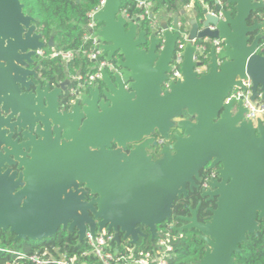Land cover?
Masks as SVG:
<instances>
[{
  "label": "water",
  "instance_id": "95a60500",
  "mask_svg": "<svg viewBox=\"0 0 264 264\" xmlns=\"http://www.w3.org/2000/svg\"><path fill=\"white\" fill-rule=\"evenodd\" d=\"M201 6V15L191 20L182 11V21L167 18L142 30L122 17L121 0H105L94 16L95 36L108 62L115 53L120 58L112 72L102 71V88H89L70 111H59L68 81L28 92L34 84L26 79L35 78L36 70L23 68L38 59L36 52L52 48L53 40L44 41L19 0H0V231L15 242H39L62 229L82 242L87 232L106 229L118 247L124 241L135 246L146 228L153 241L187 185L193 188L205 167L219 166L202 195L216 201L211 217L199 223L192 211L179 218L186 224L177 231L193 230L205 243L196 264H234L239 246L261 222L264 228V114L247 121L241 102L225 100L236 87L245 90L241 80L249 78L250 100L264 103V37L255 35L260 25L254 19L248 25L252 14L264 12V3L214 0V8ZM179 23L188 35L181 78L162 90ZM205 39L218 40L221 48L209 44L207 71L198 75L194 69L202 64L193 61L194 41ZM9 111L4 119L1 113ZM12 118V126L30 132L37 125L39 139L31 133L23 144L10 142L3 127ZM172 130L178 131L173 143L152 160L151 136L169 140ZM15 162L18 174L10 168Z\"/></svg>",
  "mask_w": 264,
  "mask_h": 264
},
{
  "label": "built area",
  "instance_id": "2783aa9c",
  "mask_svg": "<svg viewBox=\"0 0 264 264\" xmlns=\"http://www.w3.org/2000/svg\"><path fill=\"white\" fill-rule=\"evenodd\" d=\"M136 10L139 13L131 16L126 11H120V14L126 21H133L138 24L147 23L148 26H153L157 22L153 16V6L150 0H133ZM261 1L264 0H254ZM105 0H101L97 8L87 14V22L84 26V33L81 44L74 50L61 51L51 48L47 54L46 51H38L36 55L38 59H59L62 63L65 72V79L69 82V93L72 95H81L89 88H93L96 84L102 81V71L110 65L105 59L103 50L100 48V41L95 33L98 30V24L94 20L97 12L102 10ZM200 4L204 3L200 0ZM221 4V3H220ZM229 9V8H228ZM264 18V17H263ZM181 28L180 39L176 43L173 61L170 64L171 72L167 74L168 79L162 85V90L168 88L169 83L181 78V64L183 62V52L188 42V35L185 33L184 27L179 23ZM261 35L264 37V20L261 25ZM205 43L195 42V52L193 61L201 63L202 66L196 67L194 71L198 74H204L207 71V50L209 44L217 45V50L221 48L218 40L205 39ZM261 48H264V41ZM163 48L162 44L159 48ZM75 62H78V65ZM73 69L74 72L71 70ZM242 87H236L232 90L225 103L234 99L236 102H241L242 106L247 110L244 115L245 120L255 122L264 114V103L258 101L252 102L251 96V81L249 78L241 80ZM159 146L164 145V139L156 138ZM217 178V172L213 171L207 174L202 180L204 189L209 190L211 182ZM84 243L86 250L81 254V257H90L95 260L94 264H171L174 254L172 237L168 231L159 230L153 240L152 248L148 251H141L129 243H121L122 249L125 250L124 255H119V247L114 243V233L106 229L101 233L96 232L91 235L86 233ZM49 251L48 249L38 250L32 254H25L21 251H7L10 255L17 258L18 262L13 264H78L76 256H70L67 253H59L56 249ZM21 261V262H20Z\"/></svg>",
  "mask_w": 264,
  "mask_h": 264
},
{
  "label": "trees",
  "instance_id": "16d2710c",
  "mask_svg": "<svg viewBox=\"0 0 264 264\" xmlns=\"http://www.w3.org/2000/svg\"><path fill=\"white\" fill-rule=\"evenodd\" d=\"M101 0H19L23 6L25 15L35 20L37 32L42 34L44 41L53 40V47L56 50L68 51L79 47L82 41L84 26L87 22V14L97 8ZM205 5L214 8V0H201ZM153 11L164 9L166 12L180 14L185 8L192 6L197 16L201 15L202 6L200 0H150ZM120 11H126L133 16L139 13L135 8L133 0H121ZM182 21V19H181ZM147 27V23L141 24ZM51 48L44 51L48 54ZM42 72L51 82L65 79V72L59 59H40ZM78 65V62H75ZM72 72L73 69L71 70ZM64 101V100H63ZM62 101V102H63ZM172 213L176 216L181 213L173 204ZM175 219H177L175 217ZM260 223L259 231L248 236L246 242L239 246L240 253L233 254L234 264H264V228ZM159 226V228H161ZM158 228V229H159ZM146 233V238L136 244L141 251H148L152 248L153 241L150 240L147 229L141 228ZM174 247L173 260L171 264H196L205 253V243L198 237L195 231H183L178 234L176 230H169ZM56 249L59 253H67L78 258V264H94L95 260L90 257H81L86 250L84 241L79 242L73 233L58 231L52 238L39 242L17 241L14 235L9 232H0V264H13L18 262L17 258L7 251H21L25 254H32L38 250ZM119 255H124L125 250L119 247ZM21 262V261H20Z\"/></svg>",
  "mask_w": 264,
  "mask_h": 264
},
{
  "label": "flooded vegetation",
  "instance_id": "af4514ba",
  "mask_svg": "<svg viewBox=\"0 0 264 264\" xmlns=\"http://www.w3.org/2000/svg\"><path fill=\"white\" fill-rule=\"evenodd\" d=\"M230 9L232 10V8H230ZM233 12L234 11L232 10V13ZM193 14L195 16V13H193ZM263 14H264L263 11L258 12L256 14H252L250 19L248 20V25H252V24H254V22L257 23L258 25H260V27L256 30L255 35H261V25H262L263 20H264ZM253 19L255 20L254 22H253ZM140 29L144 30L147 28L141 26ZM119 58H120L119 55L117 53H115V55L113 56V61L112 62L107 61L110 65H108L104 70L108 74L115 69L116 60ZM105 59H106V57H105ZM40 61H41L40 59H34L33 64H27L23 67L27 71L36 70L35 71L36 72L35 78H33L32 76H28L26 79V83L33 82V84H34V85L29 84L28 92L35 93V88L37 86H41V88H43L46 84L49 85V90L51 91L55 88H58L59 85L66 80V79H64V80H60V81H56V82H51V81L47 80V78L45 77V75L42 72V66L40 64L41 63ZM95 87L102 88V82L101 81L98 82ZM25 93H26V90L21 89V94H25ZM85 93H87V91L84 92L83 94H85ZM81 95L70 94L69 93V82H68L66 90L59 97V107H60L59 111H62V110L70 111L74 102L76 100H78ZM10 114H11L10 111L8 113L2 112L1 116L4 119H6L8 116H10ZM15 120H16L15 118H12L11 121L9 120V125H5L7 127H3V130L6 131L5 136L9 137L10 142L15 143L16 145L23 144L24 142H26L25 136H29L31 133L33 134L32 136L36 140L39 139V137L35 135V132L37 131V125L34 126L32 128V131L30 132L28 127L20 128V127L12 126L15 123ZM177 132H178L177 130H172L169 140H166L163 138L164 139V145H162V146H159L156 142V138L159 136L157 133H155L151 136V138H153V140L155 142V146L150 145V147L147 149V154L149 156H151L152 160L155 161V160H159L161 158V154H160L161 150L163 149V147L169 146L173 143L172 137ZM133 145L134 144H130V145L126 146V148H127L126 153H128L130 150L133 149ZM112 148L115 149L116 146L113 145ZM27 158L28 157H26V159ZM8 167H9L8 165H5L3 171L5 169H7ZM17 167H18V163L15 162V164L12 165L10 168H11L12 172H16L18 174L20 172V170H18ZM218 168H219V166L215 167L213 169H209L207 166L202 171H200L198 180H196V182H195V186L193 188H190V186L187 185V187H186L187 193L182 194L181 197L176 200V205L180 209L181 213L179 215H176V216L172 213L170 221L165 223L166 226L165 227L162 226L161 228H159V226H158L157 231H159V230H165L168 232H169V230H176L177 231L178 228H180L186 224V222L180 220L179 218L180 217H182V218L183 217H190L192 211H196L195 216H196L199 223H205L211 217V210L216 209V201L215 200L207 201V198H202V195L205 194V192H207V190L204 189L202 186V180L210 172H213V171L216 172ZM79 188L81 189V188H83V186H79ZM91 198H92V196L89 193H86L85 197H84V201L89 202L91 200ZM175 217L177 219H175ZM143 229H146V228H143ZM58 231L68 232V230L63 231L62 229H59ZM191 231L193 232V230H190L188 232H191ZM0 232H3V231H0ZM68 233H73V232H68ZM144 234L146 236V233H144ZM178 234H181V233L178 232ZM141 240H143V239H140L139 241H141ZM123 243L124 244L128 243V241H124V242H122V244Z\"/></svg>",
  "mask_w": 264,
  "mask_h": 264
},
{
  "label": "crops",
  "instance_id": "0c3cea01",
  "mask_svg": "<svg viewBox=\"0 0 264 264\" xmlns=\"http://www.w3.org/2000/svg\"><path fill=\"white\" fill-rule=\"evenodd\" d=\"M187 11H189L188 14H187ZM184 12H185L184 18H186L187 20H191L193 18L194 11H193L192 6L185 8ZM153 16L157 23L164 22L167 20V18H174L176 16H179L180 20L183 18V16H181V13L180 14L174 13V12L168 13L164 9H160L156 12L153 11Z\"/></svg>",
  "mask_w": 264,
  "mask_h": 264
},
{
  "label": "rangeland",
  "instance_id": "374dc122",
  "mask_svg": "<svg viewBox=\"0 0 264 264\" xmlns=\"http://www.w3.org/2000/svg\"><path fill=\"white\" fill-rule=\"evenodd\" d=\"M189 11H187V14H188Z\"/></svg>",
  "mask_w": 264,
  "mask_h": 264
}]
</instances>
